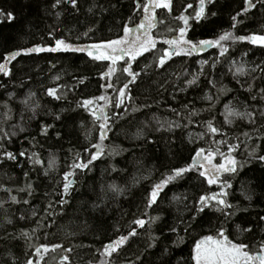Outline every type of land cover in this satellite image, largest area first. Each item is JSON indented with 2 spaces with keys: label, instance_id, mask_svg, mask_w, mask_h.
<instances>
[{
  "label": "trees",
  "instance_id": "16d2710c",
  "mask_svg": "<svg viewBox=\"0 0 264 264\" xmlns=\"http://www.w3.org/2000/svg\"><path fill=\"white\" fill-rule=\"evenodd\" d=\"M147 2L77 0L73 7L62 0L54 7L56 0H0V11L15 17L11 21L6 15L0 17V63L7 53L55 47L58 39L77 48L115 40L123 35L125 25L138 22ZM199 3L171 0V10L155 9L157 26L152 34L157 47L130 62L132 71L140 75L129 83L130 99L126 97L120 108L114 107L118 90L131 80L122 71L127 66L124 61L115 66V73L105 75L109 61L93 60L87 52H41L17 57L8 65L9 75L0 73V264H26L28 259L34 264H101L106 259L112 264H193L195 243L215 236L221 227L233 242L258 251L264 242V220L260 219L264 217V163L249 153L255 149L257 156L264 155V116L260 114L264 111V46L227 40L222 42L228 48L224 56L212 47L191 56H173L163 68L157 64L168 47L163 40L178 37L179 28L184 27L177 19L181 14L190 17L185 39L194 42L217 39L225 32L264 35V4L252 0L256 6L237 16L245 0H213L211 4L206 0L205 18L197 23L192 17ZM233 16H237L235 28ZM236 67H243L245 74L234 78ZM194 76L196 83L189 85ZM50 88L61 98L48 96ZM206 95L213 99H205ZM100 96L107 101L96 100L89 110L79 106ZM25 100L27 104L22 103ZM229 102L236 112L253 113L255 122L245 115L226 124L222 113ZM106 103L104 110L112 119L102 142L104 154L88 169L74 170L72 164L86 163L96 151L92 144L101 143L100 121H94L90 111ZM209 120L223 135L208 132ZM44 126L46 135L41 134ZM221 140L227 143H216ZM230 145L236 146L231 155L244 166L222 177L232 184L227 189L232 205L225 209L228 217L212 208L196 212L200 196L219 191L196 172L169 184L156 204L146 206L162 174L190 164L198 148L219 147L227 155ZM5 152H12L16 160H8ZM21 152L26 155L20 156ZM33 153L40 164L28 158ZM50 160L54 161L51 169ZM221 162L217 155L213 163ZM73 171L69 179L75 183L68 202L61 206L64 174ZM110 185L122 193L112 191ZM151 217L159 219L153 223ZM135 219L149 223L136 228L138 234L118 254L101 256L105 244L136 227ZM248 228L251 232L241 231ZM57 244L62 248L52 251ZM42 246H48L49 252L44 253ZM38 247L43 259L35 255Z\"/></svg>",
  "mask_w": 264,
  "mask_h": 264
},
{
  "label": "snow or ice",
  "instance_id": "6c2138e0",
  "mask_svg": "<svg viewBox=\"0 0 264 264\" xmlns=\"http://www.w3.org/2000/svg\"><path fill=\"white\" fill-rule=\"evenodd\" d=\"M62 0H56V5H59ZM73 7L77 6V0H67ZM259 3L264 4V0H258ZM208 4L213 3V0H207ZM205 4L206 0H200L199 8L195 12V16L192 17L197 23H199L202 19L205 18ZM256 5L252 3V0H245V8L242 10L241 13H237V16L247 13L251 8H254ZM137 7H141L138 3ZM188 7H191L189 5ZM164 8L171 10V0H148L147 3L143 4V9L145 13H150L145 15L142 22L135 27H129L125 25L123 28V37L104 42L102 44H93L90 46L85 47H73L71 44L66 43L64 40H56L55 47H33L28 49H21L17 51H12L7 53L4 56V63H0V73H3L5 76L10 74V70L8 65L17 59V57L21 55H29L32 53H41V52H87L88 56H90L93 60H107L111 62V65L108 69V73L105 75H111L117 71L116 67H114L118 61H125L126 67H123L122 71L127 73L131 80L124 84L119 91V97L117 98V102L115 103L114 107L120 108L123 103L124 99L127 97V89L129 83H135L137 77L140 73H136L132 71L131 64L128 61H135L138 57L143 56L145 53L156 49L157 47V40L153 37L152 30L157 26V18L155 14V9ZM91 10V9H90ZM7 16L9 21L15 19V17L11 13H3L0 11V17ZM215 15V13H212ZM237 16H233L232 20L234 21L232 27H236ZM177 19L181 20L184 24V27L179 28V36L174 37L171 39H164L163 44H166L168 47L163 49V53L161 56L158 57V64L157 67L163 68L164 65L168 60H170L173 56H191L194 52L203 50L204 48H212L217 47L220 50V56H224L228 52V48L224 46L222 43L223 41L232 40L233 42L236 41H245L252 44H259L260 46H264V35H251V36H233L231 32H225L221 34L217 39H201L198 42H194L189 39H185L186 31L189 27V19L190 17L181 14ZM2 22V21H0ZM163 23V21H160ZM168 31H173V29L169 28ZM86 35V34H85ZM127 57V60H125ZM202 64L207 63L206 61H202ZM215 67V65H213ZM259 67V66H257ZM231 71V69H230ZM255 71V69H253ZM203 74V69H201V73ZM233 77H237L238 75H243L244 68L243 67H236V70L232 73ZM103 78V77H102ZM198 79L197 76H194L192 80H189L187 83L189 85L195 84L196 80ZM107 87L111 88L112 84H107ZM47 95L53 97L54 99H60L61 97L57 95L56 89H48ZM130 99V97H127ZM255 98V97H253ZM264 98V97H262ZM107 97L100 96L93 99H86L80 104V107L89 110L91 106L94 104L96 100H104L107 101ZM205 99L211 101L213 99L212 96L206 95ZM217 101L219 100V95L215 98ZM22 103L27 104V100L22 101ZM231 102L225 105L224 112L222 115L224 116V120L226 124H231L233 117H241L243 118L245 115L250 122L254 121V114L248 112L246 114H242L236 112L230 107ZM107 103L103 107L91 109L90 114L93 116L94 121H100L99 124V131L100 136L99 139L101 143L92 144V148H95L96 151L94 153H90L91 158L86 163H76L72 164V169H79L81 171L88 169L89 166L99 159L104 154V146L103 141L107 139L108 132L111 130L109 121L112 117H109L105 112V108L107 107ZM187 107V106H185ZM214 107V105H213ZM209 111L211 109H208ZM33 113L35 114V109H32ZM195 114V113H193ZM264 116V111L260 113ZM115 115V114H114ZM59 118V117H57ZM118 119L119 117L116 116ZM207 130L211 134H220L223 135L221 130L215 126H213L212 120L206 122ZM171 124L169 128H171ZM177 127L179 125H176ZM21 131L24 129L21 128ZM42 135L47 134V126L42 128ZM15 135V133H13ZM247 135V134H245ZM201 138H203L201 136ZM217 144L227 143V141L221 140L217 141ZM235 147L233 145L229 146L228 154H224L220 151L219 147L215 148V150H206L204 148H198L195 151V154L191 157V163L187 164L183 167L173 168L170 172L162 174V178L153 184L152 189L149 193L147 198V207L151 208L154 204L158 202V198L160 193L164 191V189L169 185L172 184L182 178L188 173L196 172L198 173L199 177L204 178L207 181L208 185H217L219 187L218 192H213L211 195L208 196H200L199 200L197 201L196 212L202 213L206 208H212L217 212L222 213L226 217L230 215V213L225 212V209L232 208V205L228 203L227 196L229 195L227 189L232 187L230 180L222 179L225 174L234 175L238 172V169L242 168L243 162L236 160L234 156L231 155L232 152L235 151ZM85 151H88L86 148ZM112 154V153H110ZM20 156H25V152L19 153ZM219 155L223 158V162L221 163H213L216 156ZM4 156L8 160H16V156L12 152H5ZM249 156L254 157L255 159L259 160L260 162L264 163V155L257 156L255 153V149L249 153ZM34 164H40V159L36 156L35 153L32 156L28 157ZM77 159H79V154H77ZM54 166V161H49V169ZM115 170V169H114ZM48 174V170H45V175ZM75 172H66L64 174V183H63V191L61 195V200L59 201L60 205L66 204L68 201L66 199L67 196L70 195V189L72 188L75 181L70 180L69 176L74 175ZM27 175V174H25ZM110 189L117 194L122 193V189L118 188L115 185H110ZM28 188H31V185H28ZM23 191V189H21ZM29 195L31 192L29 191ZM247 199H251V197H246ZM13 202H17L15 197L11 198ZM173 199H178L177 197H173ZM24 203H28V201H24ZM52 205L49 204V208ZM54 213H49V215H53ZM23 218V217H21ZM159 217H151L150 222H155L158 220ZM193 220L196 219L194 216ZM261 220H264V217H260ZM11 222V221H9ZM132 223L136 226L133 227L129 232L128 235H121L116 240L105 244L103 246V251L100 253L101 256L111 258L114 253L119 252V249L122 248L129 240L130 237L136 236L138 233L136 228H143L149 221H145L143 219H135ZM190 227V225H189ZM238 230L239 226H238ZM251 228L243 229L241 231L251 232ZM175 231V229H173ZM187 231V229H185ZM24 235H27L25 233ZM153 239H158L153 237ZM182 239V238H181ZM43 252L48 253L49 247L42 246ZM62 248V245H53L51 250L55 251L56 249ZM65 251H71V249H66ZM35 255L41 256V248H37ZM43 259V256H41ZM191 259L193 264H264V242H260L258 251H254L248 244L245 243H236L229 239L228 235H226V230L221 227L215 236L208 235L204 236L202 239L198 240L193 249H192V256ZM64 261L68 260L67 256L63 257ZM26 264H34L32 259H28ZM35 264H39V261L35 262ZM101 264H112L111 259H106L101 262Z\"/></svg>",
  "mask_w": 264,
  "mask_h": 264
},
{
  "label": "flooded vegetation",
  "instance_id": "af4514ba",
  "mask_svg": "<svg viewBox=\"0 0 264 264\" xmlns=\"http://www.w3.org/2000/svg\"><path fill=\"white\" fill-rule=\"evenodd\" d=\"M148 14H150V13H145V12H143V14H142V16L140 17V19L138 20V22L135 23L134 25H132L131 27H135L136 25L140 24V23L142 22L144 16H145V15H148ZM156 18H157V17H156ZM154 29H155V28H154ZM154 29H153V30H154ZM153 30H152V32H153ZM151 34H152V33H151ZM152 35H153V34H152Z\"/></svg>",
  "mask_w": 264,
  "mask_h": 264
},
{
  "label": "rangeland",
  "instance_id": "374dc122",
  "mask_svg": "<svg viewBox=\"0 0 264 264\" xmlns=\"http://www.w3.org/2000/svg\"><path fill=\"white\" fill-rule=\"evenodd\" d=\"M123 35H124V33H123ZM123 35H122L121 37H123ZM121 37H119V38H121ZM119 38H117V39H119ZM115 40H116V39H115ZM101 44H102V43H101ZM85 52H86V51H85ZM125 60H127V57H125ZM124 62H125V61H124ZM130 62H131V61H128L129 64H130ZM109 63L111 64L110 61H109ZM118 63H120V61H118L117 64H118ZM117 64H116V65H117ZM116 65H115V66H116ZM111 66H112V65H111ZM115 66H114V67H115Z\"/></svg>",
  "mask_w": 264,
  "mask_h": 264
},
{
  "label": "water",
  "instance_id": "95a60500",
  "mask_svg": "<svg viewBox=\"0 0 264 264\" xmlns=\"http://www.w3.org/2000/svg\"><path fill=\"white\" fill-rule=\"evenodd\" d=\"M206 48H204L202 51H204ZM198 52V51H197Z\"/></svg>",
  "mask_w": 264,
  "mask_h": 264
}]
</instances>
